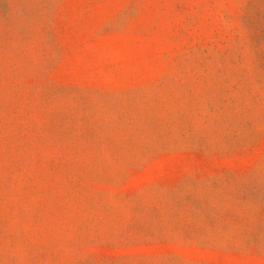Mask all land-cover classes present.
<instances>
[{"label": "rangeland", "instance_id": "374dc122", "mask_svg": "<svg viewBox=\"0 0 264 264\" xmlns=\"http://www.w3.org/2000/svg\"><path fill=\"white\" fill-rule=\"evenodd\" d=\"M0 264H264V0H0Z\"/></svg>", "mask_w": 264, "mask_h": 264}]
</instances>
